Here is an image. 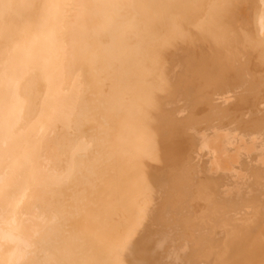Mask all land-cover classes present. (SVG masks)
Segmentation results:
<instances>
[{
	"label": "bare ground",
	"instance_id": "1",
	"mask_svg": "<svg viewBox=\"0 0 264 264\" xmlns=\"http://www.w3.org/2000/svg\"><path fill=\"white\" fill-rule=\"evenodd\" d=\"M0 264H264V0H0Z\"/></svg>",
	"mask_w": 264,
	"mask_h": 264
}]
</instances>
